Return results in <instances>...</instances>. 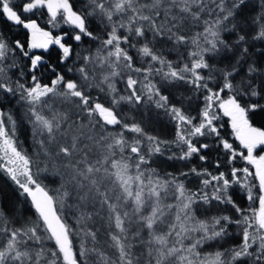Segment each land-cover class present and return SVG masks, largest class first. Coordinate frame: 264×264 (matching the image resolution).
<instances>
[{
    "label": "snow or ice",
    "instance_id": "1",
    "mask_svg": "<svg viewBox=\"0 0 264 264\" xmlns=\"http://www.w3.org/2000/svg\"><path fill=\"white\" fill-rule=\"evenodd\" d=\"M161 2L162 0H153L151 5H141L138 0H111L107 4L105 0H89L88 7L91 11L84 12L74 10L70 0H21L20 6H14L12 0H0V20L22 26L29 34L27 49L20 40H16L13 47L4 35L0 34V61L5 60L9 52L15 54L19 50L30 61L28 71L31 73L32 81L31 85L28 86L17 80L13 86L12 80L6 75L5 68L0 66V92L11 93L12 95H16L17 91L20 93V99L28 106L25 115L33 125V135L42 136L46 132L50 143L55 142L54 129L59 130L61 128V123L66 119V116L61 113H54L51 118H47L41 113L39 108L47 104L45 98L49 96H59L66 101L76 103L81 111L87 112L90 123L92 118L98 116L99 120L103 121L104 126L121 125L123 130L136 133L138 137L145 136L149 142L147 156L162 154V145L173 143L181 147L180 155L175 158L190 160L193 156H198L200 161H206L205 150L211 145L199 143L195 138L215 137L218 142L217 146H222L225 153L228 154L226 158L229 164L239 157L246 164L253 166L254 173L248 167L241 169L233 167L229 178L225 172L212 174L206 168L197 169L193 167L190 172L204 178L201 181L202 188L199 193L190 192L185 188L184 183L178 181L176 177H172L171 180H162L158 178L154 169L146 174L141 168L142 165L148 163L145 154H142V141L139 138H134L133 142L128 144L123 131L117 135L110 134L109 137H101V140L104 141L102 146L106 148L107 155L96 160L94 164L88 162L85 154L83 159L76 160L74 163L69 161L65 167L71 168L74 173L71 176V183L77 189L78 195L83 192V195H80L81 200H86L95 192L102 198V204H106L109 211L114 214L110 219L114 222L116 232L110 235L113 246L119 252V264H134V262L127 251L130 245L126 246L120 235L126 232L124 219L117 212V205L110 202L107 192L100 190L102 179L97 174L101 171L108 178H113V183L119 185L125 201L131 199L136 214H140L146 206L145 193H147V199L152 202L151 210L147 215H141L140 219L143 222V227L150 230L149 234L152 239L149 243L159 246L155 248V252L158 254L157 264H164L169 258H175L178 264H237L242 258H254V264H264V155L257 156L255 154L258 149L264 148V128L254 126L251 119L257 113L264 112V102H262L264 101V81H261L259 86L252 82L254 75L261 70L255 63H250L247 67L248 83L245 84L243 78L239 84L235 82V76L239 74L238 66L246 62L249 55V48H241V45L247 44L249 38L243 29L238 28L237 25H233V28L229 30L236 32V38L231 44L221 36L223 30L221 25L224 21L242 16L249 7L248 0H231L230 5H226L225 0H219L217 7L223 15L218 16L214 22L205 21L206 26L203 33H198L192 37L191 42L196 50L189 53L191 62L184 64L183 67H174L171 62H167L162 56L155 54L148 44L138 49L141 56L150 57L151 61L159 62L162 66L166 65L167 71H163V67L156 70L157 74L163 72V79L183 81L185 84L191 85L197 92L204 94L203 106L197 116H192L185 110L183 97L178 101L180 105L178 107L170 101L168 96L161 94L155 84L149 82L144 85L148 100L153 101L154 97H158L154 100L155 106L164 109L171 120L175 121V139L171 142L146 135L139 124L123 123L113 108L106 107L99 102L93 103L82 90V85L74 80H66L61 73H55V78L51 80L50 85L42 84L35 74L45 64V58L39 54H32L33 50L42 49L47 52L49 47L54 45L59 50L60 63L63 64L71 58L74 52V45L67 43L66 37L77 44L82 42L85 37L90 40H101L88 26V17L95 16L98 11L99 15L108 21L106 30L108 26H110V30L107 31L106 38L101 40L100 47L95 54H92L90 50L88 55L80 56L77 54L78 59H82L84 62L77 70L82 80L89 81L90 76L87 67L89 64L107 65L111 71L103 77L101 84L107 83L109 91L115 92L116 89L110 82V77L120 74L117 68L122 63L124 67L137 73L144 71V79L147 80L152 69H133L132 57L121 45L129 43L132 34L136 37L145 35L143 26H136L138 20L149 21L155 34H161L160 27L155 24L151 16L143 14V9L158 8L161 6ZM181 2L184 6L180 10L190 12L189 0H181ZM192 2L195 3L197 0H192ZM173 3L176 4V0H173ZM37 9H47L48 23L52 27H59L62 20L71 28V33L54 36L51 31L41 28L35 20L26 19L23 16V14L33 13ZM156 14L159 15L158 12ZM116 15H120L122 19L114 22L113 18ZM192 15L194 18H199L198 13H192ZM103 19L101 20L102 23ZM252 22L258 25L256 35L252 39L264 40V0H259V12L252 18ZM122 29L127 30L129 35H121L120 30ZM168 31L172 33L170 39L174 37L177 43L187 42L186 36L172 32L171 28ZM201 37L203 43H201ZM237 49H239V54L236 63L230 68L219 69L220 77L217 79L214 74V66L206 60L205 55L211 54L212 58H215L222 52H235ZM11 66H16L15 61ZM48 67L55 72L54 66L48 65ZM203 69L209 70L207 75L202 74L201 70ZM68 71L71 72L73 69L69 68ZM23 75L24 73L21 72V76ZM210 81L215 82V86L210 84ZM138 83V80L129 75L127 88L131 91L128 96H121L120 100L129 103H141V94L137 92L135 87ZM243 97H247V100H244ZM72 98L76 99L73 100ZM118 103L119 101L114 98L113 105ZM218 113L229 118L234 138L239 141L240 149L246 150V155L244 151L237 150L232 143L220 136L219 129L214 123L220 118ZM6 115L8 122L13 127L15 125L12 115L0 110V161H3L0 163V170H3L17 185L20 189V195L30 200L37 219L32 221L30 225L26 224L20 228L9 229L5 227L0 229V234L4 237V242H0V264H8L9 261L11 264H41L44 249L41 248L33 255L28 250L27 243L32 241L35 244H42L45 240H50L55 245L54 249L49 250L51 259L46 264H59L61 260L62 264H78L70 240L72 229L64 221L63 216L58 214L56 208L57 204L63 207L66 200L71 196V192L66 186L67 182L53 190L54 194H50V190L34 177L31 167L33 161L18 150L13 139L14 133L10 135L7 130L4 120ZM80 127L85 126L82 124ZM82 135V132L73 135L70 146H59L57 155L63 154L65 157H72L74 153L81 151L78 145ZM88 139H92V137H88ZM109 139L111 142H108ZM97 143L100 142L97 141ZM40 144L47 155L48 149L45 147L43 139H41ZM126 148L134 156L114 158L116 149L123 153ZM173 158L169 157V159ZM216 166L219 168V163ZM132 168H135L134 174L130 171ZM239 173H243V177ZM188 174L181 173L184 176ZM249 177L258 182V194L253 193L252 189L256 185L249 181ZM233 184H239L247 190L250 202L258 200V208L250 205V214H245V210L235 203L229 193V188ZM133 186H135V190H133ZM170 186L174 188V199L180 202L176 206L178 213L175 216V222L169 225L167 233L155 234L152 231L154 225L164 216L160 204L161 192L166 191ZM209 187L212 188L211 195L207 192ZM85 189L87 191H84ZM198 200H202L204 203L214 200L221 204L231 205L242 218L233 221L232 217L222 215L211 218V221L197 220L192 205ZM166 207L172 208L174 206L167 205ZM127 216L128 213L124 212L123 217ZM80 219L83 220V216ZM0 221L6 223L5 213L2 210H0ZM190 221L193 223H189ZM233 222L237 225H243L241 244L229 250H218L201 257L197 249L207 241L227 235L226 225ZM217 226H219L218 230ZM188 233H201V235L193 243L185 246L184 240L188 239ZM173 234L176 239L170 245L169 238ZM86 235H91L95 240V233L89 232ZM21 244L25 246L23 250L20 247ZM254 244L258 245L255 252L250 251ZM87 251L82 246L80 256L84 257Z\"/></svg>",
    "mask_w": 264,
    "mask_h": 264
},
{
    "label": "trees",
    "instance_id": "2",
    "mask_svg": "<svg viewBox=\"0 0 264 264\" xmlns=\"http://www.w3.org/2000/svg\"><path fill=\"white\" fill-rule=\"evenodd\" d=\"M110 2L111 0H105L106 4ZM152 2L153 0H138V3L141 5H151ZM70 3L73 4L74 10L84 12L91 11L88 7L89 0H70ZM230 3L231 0H225L226 5H230ZM248 3L249 7L242 16L229 21H224L221 25V28L223 29L221 31V36L226 38L228 43L231 44L236 38V32L229 31L233 28V25H237L238 28L243 29V32L247 34L249 38L248 42L245 45H241V48L248 47L249 55L246 62L238 66L239 74L235 76V82L239 84L243 78L244 83L247 84L248 64L255 63L261 71L254 75L252 82L259 86L261 81H264V40L252 39V37L256 35L258 29V25L252 22V18L259 12V0H248ZM218 4L219 0H197L195 3H193L192 0H189L190 12H182L180 9L184 5L181 0H176V4L173 3V0H162L161 6L158 8L143 9V14L151 16L152 20L155 21V24L160 27L161 34H155L154 30L150 27L149 21L138 20L136 26H143L145 35L142 37H136L132 34L129 43L122 44L121 46L125 48L128 55L132 57L133 69H152V72L148 76L147 80L144 79V71L137 73L134 70L124 67L123 63L117 68V71L120 74L113 78L110 77V82L115 86V92L109 91L107 83L101 84L103 77L111 71L107 65L100 67L98 64H89L87 66L90 76L89 81L85 82L82 80L81 75L77 70L84 62L82 59H78L77 54L80 56L88 55L89 50L92 54H95L97 49L100 47L101 40L106 38L107 31L110 30V26H108L106 30L108 21L103 19L99 15L98 11L95 16L88 17V26L90 30L101 38V40H90L85 37L82 42L77 44L75 41H71L66 37V42L74 45V52L71 58L67 62L61 64L59 50L55 47V50H53L54 53H52L53 51L51 50L50 53H52V55L50 57L49 54L44 57L45 64L42 65L35 74L40 79L42 84L44 76H47V78L51 77V79L55 78V73L63 74L65 79L68 76H71L74 81L83 86L82 90L90 97V100L93 103L99 102L106 107L113 108L117 113L118 118L121 119L123 123H127L129 125L134 123L139 124L146 135L155 136L160 140L171 142L175 139V121L171 120L170 116L164 109L157 108L155 106L154 100L158 99V97H154L153 101L148 100L144 85L149 82L155 84L161 94L168 96L170 101L178 107L180 106L178 101L183 97L185 110L192 116H197L200 108L203 106L204 94L202 92H197L191 85L185 84L183 81H169L163 79V72L157 74L156 70L163 67V71H167L166 65L162 66L159 62L151 61L150 57L141 56L138 49L143 45L148 44L155 54L162 56L165 61L171 62L174 67H183L184 64L191 62L189 53L196 50L195 46L191 42L192 37L196 36L198 33H203L206 26L205 21L211 23L214 22L218 16L223 15L217 7ZM157 12L159 15L156 14ZM192 13H198L199 18H194ZM39 16L41 17V20L44 18H47L48 20L49 17L47 9H41ZM102 19L103 23L101 22ZM121 19L122 17L120 15H116L113 18L114 22L120 21ZM44 25L46 28L52 29L56 35L71 33V28L64 24L62 20L60 21L59 27H52L49 23H44ZM173 25H175V27H173ZM14 26L6 25L5 21L0 20V34H3L5 39L10 42L13 47L15 44L14 37L18 32V28ZM169 28L172 29V32L186 36L188 38L187 42L177 43L174 37L170 39L169 37L172 33L168 31ZM120 34L125 36L129 35L127 30L124 29L120 30ZM201 43H203L202 37ZM132 45L135 46L133 47ZM20 54L19 50H17L15 54L9 52L7 58L0 61V66L5 68L6 75L12 80L13 86H15V82L17 80H20V82L29 86L32 83L30 80L31 73L28 71L30 61ZM238 54L239 49L235 52H222L215 58H212L211 54H206L205 58L214 66V74L217 79H219V69L226 67L230 68L231 65L236 63ZM14 61L16 66L12 67L11 65ZM48 65L54 66L55 72H53L52 68H49ZM69 68H72L73 71H68ZM21 72L24 73L23 76H21ZM201 72L202 74L207 75L209 70L203 69ZM129 75L133 79L139 81L135 87L137 92L141 94V103H129L127 101L120 100L121 96H128L131 91L127 88V79ZM209 83L215 86V82L210 81ZM114 98L119 101L116 105H113ZM72 99L75 100L76 98ZM243 99L247 100V97H243ZM19 101L21 102L22 100L20 99V93L18 91L16 95L0 92V110L5 113H10L15 121V125L13 127V125L8 122L7 115L4 117L7 130L10 135H13L14 133L13 139L18 150L31 158L33 155L31 152H28V143L33 142L32 133L29 128V124L27 123L28 117L25 113H23L25 112L24 106H22ZM19 110L22 111V114ZM79 110V112L77 111L78 114H66L67 118L62 121L63 125L60 129L66 127L65 124L70 121V123H87L91 129L98 131V133L93 136L94 140L96 139V142H100L98 145L101 148V152L97 157H89V163L94 164L96 160L101 159L104 155H107L106 148L102 146L104 144V141L101 140L102 136L109 137L110 134L117 135L123 131V135L128 144H131L134 138H139L142 141V154H145L148 163L142 165L141 168L146 174L154 169L158 178L162 180H171L172 177H176L178 181L184 183L185 188L190 192L199 193V190L202 188L201 181L204 178L191 173L190 170L193 167H196L197 169L206 168L212 172V174L225 172L229 178L231 177V169L233 167L237 169L248 167L253 173L255 171L253 166L246 164V162L239 157L229 164L226 158L228 154L225 153L222 146H217L218 142L215 137L205 136L195 138L199 143H208L211 145L207 150H205V155L207 156L206 161H200L198 156H193L190 160H179L175 158L180 155L181 147L173 143L162 145V154L147 156L149 142L145 136L138 137V134L136 133L123 130L121 125L104 126L103 121L99 120L98 116L92 118L90 123V118L88 117L86 111H81L80 107ZM218 115L220 118L214 123L219 129L220 136L232 143L237 150L244 151L246 155V150L240 149L239 141H236L234 138L229 118L223 116L222 113H218ZM86 119L87 121L85 122ZM251 119L254 126L264 128V112L257 113L255 116L251 117ZM97 121L99 122L97 123ZM196 122L198 123V121ZM23 130L24 134H22ZM108 142H111V140L109 139ZM256 153L258 155H264V148L258 149ZM60 155L62 156L63 154ZM80 156L81 153H77L78 160L83 159ZM122 156L127 158L129 156H134V154H130L127 148L123 153H121L119 149H116L114 158L120 159ZM169 157L174 158L169 159ZM2 162L3 161H0V163ZM217 163L220 165L219 168L216 166ZM63 164L66 165L67 163L64 162ZM63 164L61 163L60 167L66 169L67 167ZM31 167L34 177L50 190V194H54L53 190L56 189L55 186H57L58 182L56 178L57 176L55 178H49L41 171H38L40 168L34 166L33 164ZM80 167H83V165H80ZM130 171L134 174L135 168L130 169ZM181 173L189 174L184 176L181 175ZM239 175L243 177V173H239ZM97 176L102 179L100 190L102 192H107V184L108 182L109 184H112L113 178H108L103 171L98 173ZM249 181L256 185V187H253L252 189L253 193L258 194V182H256L252 177H249ZM69 184V182L66 184L68 190L71 193L76 192L77 189L75 191L72 184ZM84 191H86V189ZM207 192L211 195L212 188L209 187ZM229 193L235 203L241 209L245 210V214H250V205L257 208L259 206L258 200L255 202H250L248 200L247 190L242 188L239 184H233L229 188ZM121 194L122 196L120 199H124L122 189ZM169 194L173 195L172 198L174 199V188L171 186L169 187ZM107 195L111 203L117 204L110 192H107ZM79 198L80 197L78 196V199L75 198L71 200V197H69L63 207L59 204L56 206L58 214L63 216L64 221L69 224L72 229L70 240L72 241L73 251L78 259V264H119V252L113 246L110 235L111 233L116 232L114 222L110 219L114 216V214L109 211L106 204H102V198L96 195L95 192H93L87 200L93 198L96 201H92L91 199L87 201L86 204L85 200L83 205ZM177 204H179V201L174 199L170 204L174 207L169 208L166 211L168 214L172 211L171 218H168V222H170V224L175 222V216H173V214L178 213V209L177 211H173L172 209L176 208V206H178ZM192 208L197 220L211 221V218L222 215L232 217L233 221L242 218L240 214L236 213L235 209L231 205L221 204L214 200L209 203H204L202 200H198L192 205ZM122 209L123 208L121 207L120 211H122ZM0 210L5 213L6 217V223L0 221V229L5 227L9 229L20 228L26 224L30 225L32 221L37 219L35 210L31 207L30 200L26 199L25 196L20 195V189L4 173L3 170H0ZM120 211L117 209V212L121 214ZM81 216H83V220L80 219ZM127 217L130 222H127L122 215L126 232L120 235L122 236L125 245H130V247L127 248V251L130 253V258L133 260L134 264H157L158 254L155 252V248L159 246L149 243L152 239L149 234L150 230H137L136 220L133 219V217ZM189 223L193 222L190 221ZM157 225H154V229L152 230L155 234L167 233L169 231V227L166 226L167 221H165V224H160V226ZM164 228L167 230H164ZM218 228L219 226H217V230ZM242 229L243 225H237L234 222L227 224V235L212 241H207L201 245L197 251L200 252L201 257H203L205 254L213 253L218 250L225 251L237 247L242 242ZM89 232L95 233V240H93L91 235H86V233ZM187 235L188 239L184 240L185 246L193 243L195 239L199 238L201 233H188ZM172 237L173 239L171 237L169 238L170 243L175 242V235L173 234ZM0 242H4L2 234H0ZM82 246L88 250L84 257L80 256ZM257 246V244H254L250 251L255 252ZM20 247L23 250L25 246L24 244H21ZM177 247H179V245H177ZM27 248L33 253V255L36 251H40L41 248H43L44 252L41 264H46V262L51 259L49 250L54 249L55 245L54 242L50 240H45L42 244H35L32 241H28ZM225 259H227V257H225ZM8 264H11V262L9 261ZM59 264H62V260ZM164 264H178V261L175 258H169V260L165 261ZM237 264H254V258H242L241 261L237 262Z\"/></svg>",
    "mask_w": 264,
    "mask_h": 264
},
{
    "label": "rangeland",
    "instance_id": "3",
    "mask_svg": "<svg viewBox=\"0 0 264 264\" xmlns=\"http://www.w3.org/2000/svg\"><path fill=\"white\" fill-rule=\"evenodd\" d=\"M102 67V66H100ZM113 78V77H112ZM51 77L44 76V80H43V84H51ZM66 80H74L71 76L67 77ZM111 80V79H110ZM31 85V84H30ZM29 85V86H30ZM47 101L46 105L40 106L39 110L41 111V113H43V115H45L47 118H51L53 116L54 113H61L63 116H67L66 114H78L77 111L79 112V107L76 103H72L69 101L64 100L63 98L59 97V96H49L45 98ZM20 102V101H19ZM22 102V103H21ZM20 104L22 106H24V111L23 113H26L27 111V105L25 104L24 101H21ZM72 104V106H71ZM48 105H51V107H48ZM21 111V110H19ZM87 113V112H86ZM22 114V111H21ZM67 118V117H66ZM87 121V119L85 120V122ZM27 123L29 124V128L31 130V135H32V141L33 142H29L28 143V152L32 153V157L30 158L33 161V165L40 168L41 172L43 174H45V176L49 177V178H57V186H55V188H59L61 186L62 183L65 182H69L71 185V176L74 174L71 168H66L63 169L60 167L61 163L63 164L64 162H66L67 164L69 163V161L71 162H75L77 159V153H81V158H84L85 154L87 155V160L89 161V157H97L100 154V150L101 148L99 147L98 143L96 142V139L94 140V134L98 133V131L91 129L87 123L83 124V123H76V122H71L69 121V123H66V127H63L62 129L59 130H55L54 129V136H55V142L50 143L49 142V136L48 134L45 132L43 133V135H33V125L32 123L29 121V119L27 118ZM63 123V122H62ZM61 123V127L62 124ZM84 125L85 127L81 128V125ZM65 131V132H64ZM80 132L83 133V135L80 138V142L78 147L81 149V151H78L76 153H74V155L72 157H65V156H61V155H57L58 151H59V146H63V145H67L70 146L72 143V137L73 135H77ZM22 134H24V130L22 131ZM88 137H92V139H88ZM41 139L44 140L45 142V147L48 149V154H45L44 149L41 147L40 141ZM257 156H259L257 153H255ZM79 155V154H78ZM263 155V154H261ZM34 158V160H33ZM64 165V164H63ZM65 166V165H64ZM43 169H46V171H43ZM255 170V169H254ZM67 184V183H66ZM109 184V182H108ZM107 184V192L111 194V196L114 198V200L117 202V209H121V207L123 208L121 212V214L123 215L124 212L128 213V216L133 217V219L136 220V229L137 230H149L146 227H143V222L140 219L141 215H147L150 210H151V201H149L147 199V193H145V199H146V206L141 210L140 214H136L134 213V205L131 201V199L125 201L124 199H117V197H121V189L118 187V184H115L112 182V184ZM72 187L75 189L76 188L74 186V184H72ZM133 190H135V186H133ZM168 190V193H167ZM166 191H163V193L161 192V197H160V204L163 208L164 211V216L161 217L160 221H158L155 226L157 224V226H160V224H165V221H167V227H169L170 222H168V218H171L172 216V211L169 212V214L166 212L167 209H169L168 207H166L167 205H170L171 202H173V198L171 194H169V188ZM87 191V189H86ZM83 192H81L79 195L76 192H72L71 193V200L73 199H78V196L80 197V195H82ZM80 199V198H79ZM92 201H94L95 199L91 198ZM91 199H86V204L87 201L91 200ZM81 200V199H80ZM83 205H84V201L85 200H81ZM96 201V200H95ZM98 202V201H97ZM100 203V202H98ZM180 203V202H179ZM85 204V205H86ZM179 205V204H177ZM121 206V207H120ZM175 209V210H174ZM172 209L173 211H177L178 207ZM177 213H174L173 216H176ZM127 222H130L128 220V217H123ZM164 230H167L166 228H164ZM173 239V237H171ZM172 243H170L171 245Z\"/></svg>",
    "mask_w": 264,
    "mask_h": 264
},
{
    "label": "flooded vegetation",
    "instance_id": "4",
    "mask_svg": "<svg viewBox=\"0 0 264 264\" xmlns=\"http://www.w3.org/2000/svg\"><path fill=\"white\" fill-rule=\"evenodd\" d=\"M13 5L14 6H20L21 5V0H13L12 1ZM17 10H19V7H17ZM40 10L41 9H37V10H34L33 13H27V14H23V16L26 18V19H32V20H35L41 28H43L44 30H47V31H51L52 34L54 36H56V34H54L55 32L52 30V29H48L45 27L44 23L45 24H48L47 23V18H44L43 20H41V17L39 16L40 15ZM46 10V9H45ZM6 25H13L11 24L10 22H5ZM14 26V25H13ZM44 26V27H43ZM14 27L18 28V32L17 34L15 35L14 37V42L16 40H20L21 42H23L25 44V48L27 49V41H28V38H29V34L27 32L26 29H24L22 26H17L15 25ZM55 47L56 46H50L49 47V50L47 52H45L44 50L42 49H35L32 51V54H39V55H42L44 57L48 56L49 54V57L52 55V53H54L53 50H55ZM51 50L53 51L52 53ZM20 55H23L22 53ZM27 58V57H26ZM31 80V79H30Z\"/></svg>",
    "mask_w": 264,
    "mask_h": 264
}]
</instances>
